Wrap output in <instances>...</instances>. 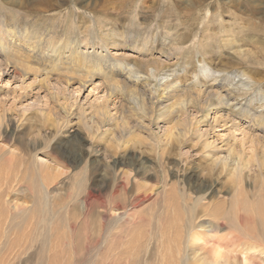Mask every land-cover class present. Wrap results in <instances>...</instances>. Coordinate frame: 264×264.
Returning a JSON list of instances; mask_svg holds the SVG:
<instances>
[{"label":"rangeland","instance_id":"rangeland-1","mask_svg":"<svg viewBox=\"0 0 264 264\" xmlns=\"http://www.w3.org/2000/svg\"><path fill=\"white\" fill-rule=\"evenodd\" d=\"M45 2L57 4L56 0H0V13L14 7L32 22L46 25L60 20L53 29H69L68 38H83L111 52L114 27L125 33L118 44L139 48L123 49L124 53L159 58L156 78L150 82L154 89L171 72L185 90L190 89V77L208 66L224 81L230 94L225 108L232 114L223 122L218 115L205 117L194 104L171 116L161 108L126 107L124 125L113 105L105 117L95 110L103 96L95 89L98 80L76 94L60 82L51 92L31 88L22 93L18 84H6L7 78L0 76V147L6 151L4 159L20 155L24 162L22 167H10L18 169L17 184L6 194L12 204L24 203L28 209L25 227L19 218L22 227L9 232L11 241L17 237L24 244L9 264H107L112 256L106 255L107 250L115 255L125 246L131 249L139 242L133 240L136 233L148 239L161 215L171 217L172 225L183 211L169 208L181 197L189 205L199 200L192 209L202 216L208 204L229 209L237 192L252 200L264 190V122L232 109L248 104L258 113L264 111V0H66L53 11L45 8ZM94 5L96 11L91 10ZM164 33L168 38H162ZM230 122L238 131H227ZM162 185L170 190L167 196L159 193ZM35 199L42 213L33 208ZM84 202L89 209L86 217L81 209ZM39 218L44 219L34 231ZM205 218L201 220L207 224ZM243 228L258 231L248 222ZM172 231L177 232L175 227ZM45 238L50 246L43 250L39 246ZM2 240L0 258L5 253Z\"/></svg>","mask_w":264,"mask_h":264},{"label":"bare ground","instance_id":"bare-ground-1","mask_svg":"<svg viewBox=\"0 0 264 264\" xmlns=\"http://www.w3.org/2000/svg\"><path fill=\"white\" fill-rule=\"evenodd\" d=\"M64 1L66 0H56V5L45 2L44 5L48 11H53L59 9L62 5L61 2ZM25 5L24 8L27 9V4L25 3ZM95 5L91 10L96 9ZM9 11L0 13V57H2L0 76L7 78L6 84H18L22 93L32 90L31 88L37 89V91L40 89H44L45 92L53 91L60 82L65 86L64 88H72L71 91L73 90L72 92L76 94L97 83L98 86L96 85L95 89H100L103 96L95 110L105 117L108 116L109 107L113 105L116 115L119 114L120 123L124 125H127L125 115H123L126 107L134 110H136L135 108L137 110L147 109L148 106L161 108L164 110V115L171 116L175 111L184 113L190 105L194 104L199 112L202 114L204 112L205 117L218 115L224 118L223 122L226 121L228 115L232 114L229 109L225 108L226 105H229L227 97L230 96L228 90L225 89V83L208 66L200 67V71L190 77L189 83L193 84L190 89L185 90L176 77L178 75L172 74V72L169 75L163 74L164 77L161 75L160 81L156 79L159 84L154 89L150 82L156 78L159 58L139 59L124 53L123 49L126 52H134L139 48L133 44H118L119 38H123V32H119L116 28H112V36L109 38L112 40L113 52H111L108 47L91 45L83 38L81 40L68 38L66 35L69 34V29L63 27L57 30L53 29L54 26L60 24V20L56 21V24L45 25L38 21L32 22L25 12L14 7ZM37 15L39 13H36ZM99 17L104 18L100 19L101 21H108L104 16ZM123 34L125 37V33ZM149 36L151 33L148 34ZM162 38H168V34L164 33ZM236 52L240 53L241 50H236ZM244 52L242 51L243 54ZM131 57L134 63H131ZM29 61L34 63L30 64ZM61 78L63 80H60ZM96 80L98 82L94 83ZM60 83L59 85H61ZM75 84L76 86L73 88ZM59 89L55 91L58 92ZM21 96L25 97L23 94ZM115 100L119 102L118 106L112 104ZM120 108H122L121 111ZM260 108L263 109L262 104ZM232 109L236 110L238 115H250L258 122H264V116L261 114L263 110L258 113L257 109L250 108L248 104H239L238 107H232ZM219 121L216 122L220 123ZM226 123L222 124L226 125ZM229 128L230 130L227 131L231 133H234L235 130L238 131V126L235 124H231ZM5 156L6 151L0 147V167L7 169L0 170V237L3 238L1 248L5 249V253L1 254V264H9L16 260L19 256L18 251L24 247L22 240L17 237L11 241L9 232L13 233V229L19 231L22 227L17 222L19 218L25 227L24 216L28 211L24 203L12 204L9 201V195L6 194L7 190L12 189L14 183L17 184L18 174L16 171L18 169L13 172L10 167H22L24 162L19 157L20 155L13 156L12 154L9 156L10 158L8 157L9 159H4ZM33 167H36V163ZM20 185L22 186V183ZM161 187L162 192L159 193L167 196L170 190L164 185ZM245 196L247 195L237 192L229 209H224L217 203L208 204L202 210V216H199L196 211L193 212L194 209H192V205L196 208V202L199 200L189 205L181 197L183 202H177L169 208L172 211L175 209L183 211L174 219L172 225L171 217L163 219L164 215H161L160 219L155 220L156 227H153L155 229L152 231L154 234L151 233L152 238L141 239L143 236H138L136 233L133 240H139V242L131 249L130 246H125L115 255L110 253L111 249L107 250L106 255H112L107 259V264H115V261L117 264H264V190L261 188L252 200H248ZM38 202L39 200L35 199L33 208L42 213L41 205ZM81 209L83 216L86 217L89 211L88 204L82 203ZM43 213L50 214L46 211ZM248 213H253V216L249 218ZM202 217L208 218L207 224L203 219L201 220ZM43 219L39 218V221L36 220L37 223L34 222V231L39 229ZM160 221L164 223L159 224ZM47 222L49 223L48 217ZM247 222L254 224L258 231L254 233V230L244 229L243 226ZM174 227L177 232L170 234V230L172 231ZM225 227L231 231L225 234L217 233V231L221 232L226 229ZM33 235L35 236L32 234V237ZM117 236L119 237V235ZM32 237H27L30 246L33 243ZM46 240H40L43 243L39 247L43 250L49 245L48 239ZM160 241L161 244L158 247ZM151 242L154 243L153 246Z\"/></svg>","mask_w":264,"mask_h":264}]
</instances>
